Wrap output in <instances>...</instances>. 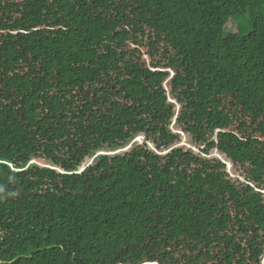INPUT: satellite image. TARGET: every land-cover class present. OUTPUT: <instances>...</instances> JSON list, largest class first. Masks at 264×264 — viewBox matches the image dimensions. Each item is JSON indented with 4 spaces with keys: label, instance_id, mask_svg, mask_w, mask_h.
Wrapping results in <instances>:
<instances>
[{
    "label": "trees",
    "instance_id": "1",
    "mask_svg": "<svg viewBox=\"0 0 264 264\" xmlns=\"http://www.w3.org/2000/svg\"><path fill=\"white\" fill-rule=\"evenodd\" d=\"M0 264H264V0H0Z\"/></svg>",
    "mask_w": 264,
    "mask_h": 264
},
{
    "label": "rangeland",
    "instance_id": "2",
    "mask_svg": "<svg viewBox=\"0 0 264 264\" xmlns=\"http://www.w3.org/2000/svg\"><path fill=\"white\" fill-rule=\"evenodd\" d=\"M235 19L236 20L233 21L234 24L232 23L234 25V27L233 28L229 27V28L232 29L235 32L237 30V25L238 24H241L244 27V30H245V32H243V34H245L250 29V25H249V14L247 13L245 16H240L239 18H235ZM187 142L188 141L186 140L185 143L187 144ZM185 143H183V144H185ZM95 157H93L92 159L88 160L87 163H85V165L83 166V168L82 167L80 168V171L82 169H84L87 165H89L95 159ZM31 163L37 164V165L42 166V167L46 166V167H52V168H54L53 166H51L48 163V161H45L43 159H32L31 160Z\"/></svg>",
    "mask_w": 264,
    "mask_h": 264
}]
</instances>
